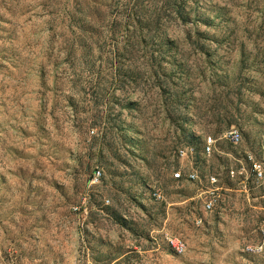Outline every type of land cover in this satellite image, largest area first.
I'll return each mask as SVG.
<instances>
[{
    "label": "rangeland",
    "instance_id": "374dc122",
    "mask_svg": "<svg viewBox=\"0 0 264 264\" xmlns=\"http://www.w3.org/2000/svg\"><path fill=\"white\" fill-rule=\"evenodd\" d=\"M207 135L212 212L172 178L178 147ZM250 159L264 0H0V264H264L244 251L264 242V182L228 175Z\"/></svg>",
    "mask_w": 264,
    "mask_h": 264
},
{
    "label": "built area",
    "instance_id": "2783aa9c",
    "mask_svg": "<svg viewBox=\"0 0 264 264\" xmlns=\"http://www.w3.org/2000/svg\"><path fill=\"white\" fill-rule=\"evenodd\" d=\"M222 140L232 145H239L243 140V134L240 129L231 127L227 129ZM218 149V139L212 135L204 137L202 145L198 147L194 143H185L178 147L176 154L178 157V166L172 172L174 180H186L197 182L200 185V197L203 199V209L206 212H212L221 203L220 179L217 174L209 173L201 176L200 170L196 167L198 158H207L212 156ZM248 169L241 166L240 169L230 167L228 175L232 179H238L240 183H247L249 180L257 184L264 182V163L260 160L250 159L247 163ZM102 175V169L97 168L94 179L98 180ZM152 196L157 200L165 198L161 188H154ZM78 209V208H75ZM167 245L176 253H184L187 249L186 242L172 235L166 237ZM244 251L248 254L260 255L264 253V242L256 244H247Z\"/></svg>",
    "mask_w": 264,
    "mask_h": 264
}]
</instances>
